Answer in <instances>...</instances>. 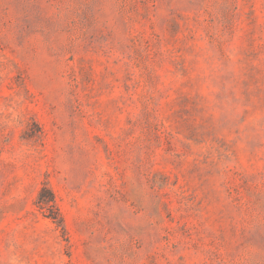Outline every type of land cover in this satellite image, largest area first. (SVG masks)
I'll return each instance as SVG.
<instances>
[{
    "label": "rangeland",
    "instance_id": "1",
    "mask_svg": "<svg viewBox=\"0 0 264 264\" xmlns=\"http://www.w3.org/2000/svg\"><path fill=\"white\" fill-rule=\"evenodd\" d=\"M0 264H264V0H0Z\"/></svg>",
    "mask_w": 264,
    "mask_h": 264
},
{
    "label": "trees",
    "instance_id": "2",
    "mask_svg": "<svg viewBox=\"0 0 264 264\" xmlns=\"http://www.w3.org/2000/svg\"><path fill=\"white\" fill-rule=\"evenodd\" d=\"M39 201L42 203V204H47L49 202H52L51 206L52 207H56L55 206V199H54V195L50 192V198L49 199H43L42 197V192L41 194L39 195Z\"/></svg>",
    "mask_w": 264,
    "mask_h": 264
}]
</instances>
